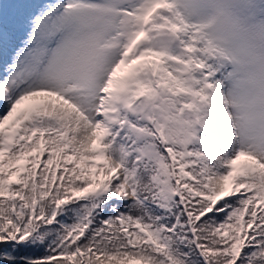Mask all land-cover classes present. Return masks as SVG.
Here are the masks:
<instances>
[{"label":"snow or ice","instance_id":"snow-or-ice-1","mask_svg":"<svg viewBox=\"0 0 264 264\" xmlns=\"http://www.w3.org/2000/svg\"><path fill=\"white\" fill-rule=\"evenodd\" d=\"M208 5L0 3V264H264V59Z\"/></svg>","mask_w":264,"mask_h":264},{"label":"clouds","instance_id":"clouds-1","mask_svg":"<svg viewBox=\"0 0 264 264\" xmlns=\"http://www.w3.org/2000/svg\"><path fill=\"white\" fill-rule=\"evenodd\" d=\"M205 19L243 46L255 60L264 59V0H209Z\"/></svg>","mask_w":264,"mask_h":264},{"label":"rangeland","instance_id":"rangeland-1","mask_svg":"<svg viewBox=\"0 0 264 264\" xmlns=\"http://www.w3.org/2000/svg\"><path fill=\"white\" fill-rule=\"evenodd\" d=\"M3 2V0H0V3H2Z\"/></svg>","mask_w":264,"mask_h":264}]
</instances>
